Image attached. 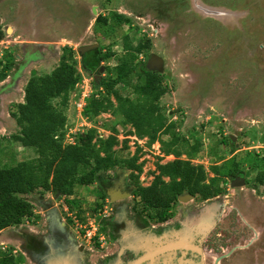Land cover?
I'll list each match as a JSON object with an SVG mask.
<instances>
[{
    "label": "rangeland",
    "instance_id": "obj_1",
    "mask_svg": "<svg viewBox=\"0 0 264 264\" xmlns=\"http://www.w3.org/2000/svg\"><path fill=\"white\" fill-rule=\"evenodd\" d=\"M200 5L211 12L205 13ZM113 12L124 14L130 22L115 24ZM98 16L107 18L103 28L95 25ZM0 19L4 30L10 28L5 30L2 38L0 60L4 61L10 55L20 79L13 94H8L5 89L7 80L0 85V166L36 157L32 147H24L13 140L11 135L19 129L10 116V110H14L13 104L21 100L24 79L26 83L30 72L35 70L41 74L50 70L59 62L63 46H69L74 52L68 60L75 61L80 80L69 91L64 105H60L61 98L52 99V103L55 106L59 104L58 108L66 115L62 143L74 144L79 134L91 130L93 141L115 134L117 143L113 150L118 158L136 156V162L142 164L138 182L150 184L157 164L168 162L175 156L163 154L158 141L149 144L148 137L135 136L130 132L133 131L130 125L120 123L119 114L105 110L92 116L83 110L88 98L106 96L105 88L98 83L103 78L116 75L115 67L127 56L124 42L137 46L148 41V49L136 54L134 61L144 64L150 53L164 58V70L160 74L167 91L158 102L166 124L174 122L175 132L184 136L189 145L196 139L204 142L196 158L184 153L179 158L184 159L182 156L186 155L190 162L195 160L194 163L202 164L206 172L205 182L216 181V177H220L217 186L221 189L226 187L229 196L237 189L256 190L252 193L256 207H260L258 221H264V183L255 182L256 168L246 170L245 185L234 189L223 176L213 177L210 172V165L228 157L230 150L234 149L230 145V148H218L224 132L236 135L233 142L239 150L235 159L242 168L256 154L260 158L264 150L257 147L264 143V0H0ZM24 42L42 44L38 54L29 57L30 60L28 51L26 53L22 47ZM90 43H97L100 52L94 57L96 64L85 67L76 47ZM16 54L20 57L16 58ZM101 66L104 67L102 72ZM140 78L133 76L131 81H139ZM114 88L123 96H136L127 84L120 82ZM109 98L114 101L113 96ZM159 138L169 140L165 134H160ZM248 146L256 147L248 149ZM130 174L131 170L124 165L99 172V176L107 181L113 176L127 177ZM103 194L104 190L96 181L76 185L69 196L37 188L25 195L34 213L19 226H41L42 210L56 208L76 237L73 251L61 252L56 256L57 260L70 258L80 264H94L117 247L113 238L107 236V226H101L114 204L106 201ZM174 203L176 209L177 206H193L201 202L188 198ZM136 207L142 212V203H137ZM250 210L257 211L254 207ZM93 234L104 239L97 243L90 239ZM13 236L14 229L11 228L0 232V253L12 257L15 264H30L22 254L13 255L12 250H17L16 243L11 241ZM9 244L13 247L9 248ZM78 246L90 256L87 260ZM72 253L74 255L70 256Z\"/></svg>",
    "mask_w": 264,
    "mask_h": 264
},
{
    "label": "trees",
    "instance_id": "obj_2",
    "mask_svg": "<svg viewBox=\"0 0 264 264\" xmlns=\"http://www.w3.org/2000/svg\"><path fill=\"white\" fill-rule=\"evenodd\" d=\"M112 20L117 25L130 22L127 16L118 12H113ZM106 21L107 18L98 16L95 25L103 28ZM4 34L5 30L0 24V40ZM124 39H127V34ZM148 45V41L137 46L125 41L124 49L127 56L115 67L116 75H110L108 79L103 78L98 83L100 87L105 88L106 96L88 98L83 110L92 116L105 110L119 114L120 123L133 128V131L130 130L131 133L137 137H148L149 144L158 141L163 154H173L176 158L157 164L152 182L141 185L138 182V175L141 173L142 164L136 162V156L128 159L118 158L113 150L117 143L115 134L105 138L98 137L93 141L91 130L86 134H79L74 144H63L61 139L66 115L58 108L59 104L55 106L52 103V99L61 98L60 105H64L69 91L80 80L75 61L68 60L72 57L74 49L69 46L63 47L59 62L51 71L41 74L35 70L30 72L23 88V102L14 103L15 109L10 110V116L19 129L17 133L11 135L13 140L24 147H32L36 157L9 166H0V230L32 217L33 206L25 195L35 189L42 188L69 196L76 185H88L95 181L99 184L107 182L99 176V172L119 165L131 170L129 178L133 179L136 185L135 197L138 201L133 209L141 213L136 204L142 203V212L146 210L143 214L158 222L169 215L171 204L177 201V196L183 192L196 194L199 201L211 199L221 193V188L217 186L220 177H216L217 182H205L206 172L203 166L179 158L181 153L194 156L200 148L199 139L189 145L184 136L175 132L174 122L166 124V117L161 112L158 102L167 91L162 85L161 74L147 70L145 63L134 61L136 54L148 49ZM99 52L98 47L91 50L94 57ZM94 57L91 60H94ZM91 64L95 65L96 62L93 61ZM13 66L14 62L10 55L6 56L4 61L0 60V82L7 77ZM133 76L141 78L132 82ZM120 82L131 88L136 95L135 98L123 96L114 88ZM110 96H113L114 101L109 98ZM115 130L113 128L114 132ZM160 134L168 135L169 140L159 138ZM189 134L195 135L194 132ZM222 141L226 145L234 146L227 136H224ZM257 156L259 155L256 154L255 158L249 159V165L257 170L255 182L263 184L264 153L260 158ZM211 170L217 174L221 173L220 166L214 165ZM237 170L230 169L222 175L233 176ZM103 196L106 198L105 194ZM68 201L71 205L70 200ZM101 226L105 227V223ZM0 264H15V260L0 253Z\"/></svg>",
    "mask_w": 264,
    "mask_h": 264
},
{
    "label": "flooded vegetation",
    "instance_id": "obj_3",
    "mask_svg": "<svg viewBox=\"0 0 264 264\" xmlns=\"http://www.w3.org/2000/svg\"><path fill=\"white\" fill-rule=\"evenodd\" d=\"M92 55L91 51L83 55L79 54L81 61L86 67L92 65L91 62L94 61L91 60L94 57ZM103 68L101 66L100 72H102ZM129 176H113L107 182L100 184L106 194V201L111 202L110 196H121V198L113 201L114 204L109 208L111 213L105 216V226L108 229L107 236L109 239L113 238L112 240L117 246L116 250L104 254L94 264H106L111 261L122 245L133 242L134 238L141 232L148 231L160 236L167 231L179 229L184 221L192 218L194 214H198L202 206L212 200L220 203V209L215 226L201 243L197 242L202 250L203 263L264 264V221L262 223L258 221V216H260L258 208L260 207H256V199L252 193V191L256 192V190L243 191L242 189H237L229 196L226 193V188H222L220 194L211 199L202 200L200 204L177 206L178 208L175 206V209L173 207L175 203H172L168 210L169 215L158 222L147 217L142 212L139 213L138 210L134 211L133 207L138 199L135 197V182ZM184 194L190 193L183 192L179 195ZM179 195L177 196V201L183 202L179 199ZM191 195H193V198L189 200L198 202L197 195ZM127 199L132 200V202ZM252 207L257 211L252 212L250 210ZM175 210L176 212H174ZM42 219L43 223L41 226L32 224V226H36L34 228L19 226V224L7 227L14 229V236L11 241L16 243L17 250H12L14 252L13 255L22 254L28 258L31 262L30 264H51L52 262L54 264H62V260H57L56 256L70 249L72 252L76 244V237L70 230L66 219L62 217L56 208L43 209ZM256 242L257 246H255ZM9 245V248L13 247L12 244ZM78 249L83 251L86 260L90 257L87 252H84L83 248L78 246ZM190 253L189 251L185 258L191 257ZM73 255L74 253L70 256ZM137 255L139 254L126 249L122 254V259L129 261L138 257ZM194 255L193 259L200 261L199 254L194 252ZM177 256H181L179 251ZM50 259L52 260L51 263L48 261ZM67 260L74 261L70 260V258Z\"/></svg>",
    "mask_w": 264,
    "mask_h": 264
},
{
    "label": "water",
    "instance_id": "obj_4",
    "mask_svg": "<svg viewBox=\"0 0 264 264\" xmlns=\"http://www.w3.org/2000/svg\"><path fill=\"white\" fill-rule=\"evenodd\" d=\"M201 10L205 13L211 12L208 8L201 6ZM92 12H95L94 7ZM6 28L5 30H9ZM41 47L42 44H34ZM98 47L97 43H90L76 47L80 55L85 54ZM145 68L152 72H163L164 59L157 53H150L146 62ZM245 184L243 175L238 174L230 182V187H240ZM109 195V194H108ZM184 196V197H183ZM121 196L112 197L111 201H117ZM193 198L191 194L179 195L181 201ZM220 203L216 200L209 201L202 206L198 214H194L192 218L182 223L179 229L167 231L163 235L157 236L152 232H141L134 238L133 242L122 245L113 259L106 264H204L202 259V250L197 244L209 234L215 226L217 217L219 216ZM126 249H130L139 254L138 257L124 261L122 254ZM181 256H177V252ZM191 252V257L185 258V255ZM194 252L200 256V261L193 259ZM60 254V253H59ZM51 263V259L48 260ZM51 264H54L53 262ZM62 264H80V262L69 261L62 259Z\"/></svg>",
    "mask_w": 264,
    "mask_h": 264
},
{
    "label": "crops",
    "instance_id": "obj_5",
    "mask_svg": "<svg viewBox=\"0 0 264 264\" xmlns=\"http://www.w3.org/2000/svg\"><path fill=\"white\" fill-rule=\"evenodd\" d=\"M0 24H1V19H0ZM2 25V24H1ZM10 30V29H9ZM4 42V40L3 39H1L0 40V45L2 44ZM21 45V44H20ZM19 45V46H20ZM23 45V44H22ZM23 48H24V50H26V53H27V51H28V55H27V58H28V60H30L29 59V57H32V56H34V55H36V54H38V52L40 51V49H41V47H38L37 45H34V44H28V43H25L24 42V45L22 46ZM63 47H65V46H63ZM62 52L63 51H61V54H62ZM61 54L59 55V59H60V56H61ZM15 57L17 58V57H20V55L18 56V54H16L15 55ZM164 59V58H163ZM59 61V60H58ZM163 67H164V65H163ZM17 67H16V64H14V66L12 67V69L9 71V73H8V75H7V77L3 80V81H1L0 83V85H2V84H4L5 83V81H6V84H4L5 85V89H7V93L9 94H13V91H15V86H17L18 87V85H19V83H20V79H18V74H16L17 72L15 71V69H16ZM54 67H52L50 70H48V71H51L52 69H53ZM48 71H46V72H48ZM9 78H11V80L9 81L8 79ZM24 84H25V79H24ZM19 89V88H18ZM23 95H24V92H23ZM23 95H22V98H21V100L19 101V102H23ZM15 103H18V102H15ZM222 121H225V120H223V119H221ZM224 135L225 136H227V137H229L230 138V142L231 143H233L234 144V149H232V150H230V153H229V156L228 157H226V158H224V159H222V160H220V159H218V160H220V161H217V162H215L214 163V165H216V166H220V170H221V173H215L214 171H212L211 170V167L212 166H214V165H210V172H211V176H213V177H215V176H223L222 174H224V172H228L230 169H238L237 171V173L235 174V175H237V174H239V173H241L242 175H243V177L245 176V173H246V170H248V169H251V167H250V165H249V163H248V165H245V167L244 168H242V167H240V166H238V162H237V159H235L237 156V150H239V149H237V147H236V143L235 142H233L235 139H236V135H232V133H230V132H224ZM224 137V136H223ZM223 137H222V139H221V141H218V148H219V146H224V148H226V147H228V148H230V146L229 145H226V144H224L223 142L224 141H222L223 140ZM199 143H200V146H201V144L202 143H204L203 142V140H201V139H199ZM157 144H158V142H157ZM245 144H246V142H245ZM262 144H264V143H260L259 145H257V147L260 149L261 148V145ZM203 145V144H202ZM232 147V146H231ZM252 147H256V146H248L247 148L249 149H251ZM200 149V148H199ZM217 149V148H216ZM261 149H264V148H261ZM261 151V150H260ZM197 153H199V152H197ZM197 153L194 155V158H196L195 156L197 155ZM263 153H264V150H263ZM262 153V154H263ZM185 154V153H184ZM169 155H173V154H169ZM185 156L186 155H183L182 157L184 158V159H188L187 157L185 158ZM176 157H174L173 159H175ZM172 159V160H173ZM189 160V159H188ZM171 161V160H170ZM190 161V160H189ZM193 161H195V160H193ZM191 162L192 164H194V165H201V166H203L202 164H196V163H194V162ZM241 169V170H240ZM235 175H233V176H235ZM233 176H229V174H228V176H223L222 178L223 179H227L228 181H229V186H230V182H231V178H233ZM164 179L165 180H168V178L167 177H164ZM244 180H245V177H244ZM226 188V187H225ZM2 230H4V229H2ZM2 230H0V232L2 231Z\"/></svg>",
    "mask_w": 264,
    "mask_h": 264
},
{
    "label": "built area",
    "instance_id": "obj_6",
    "mask_svg": "<svg viewBox=\"0 0 264 264\" xmlns=\"http://www.w3.org/2000/svg\"><path fill=\"white\" fill-rule=\"evenodd\" d=\"M261 148H264V144L261 145ZM90 239H94V241H97V243H99L102 241V239H104V237L101 235L93 234V236H90Z\"/></svg>",
    "mask_w": 264,
    "mask_h": 264
},
{
    "label": "bare ground",
    "instance_id": "obj_7",
    "mask_svg": "<svg viewBox=\"0 0 264 264\" xmlns=\"http://www.w3.org/2000/svg\"><path fill=\"white\" fill-rule=\"evenodd\" d=\"M73 36V35H72Z\"/></svg>",
    "mask_w": 264,
    "mask_h": 264
}]
</instances>
